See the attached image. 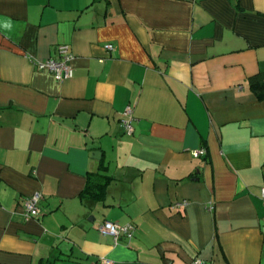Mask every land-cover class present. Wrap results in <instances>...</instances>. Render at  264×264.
I'll return each mask as SVG.
<instances>
[{
  "label": "crops",
  "instance_id": "1",
  "mask_svg": "<svg viewBox=\"0 0 264 264\" xmlns=\"http://www.w3.org/2000/svg\"><path fill=\"white\" fill-rule=\"evenodd\" d=\"M260 72L264 0H0V264H264Z\"/></svg>",
  "mask_w": 264,
  "mask_h": 264
},
{
  "label": "built area",
  "instance_id": "2",
  "mask_svg": "<svg viewBox=\"0 0 264 264\" xmlns=\"http://www.w3.org/2000/svg\"><path fill=\"white\" fill-rule=\"evenodd\" d=\"M108 49H112L111 44H107ZM73 54L70 50V46L67 44H59L57 46V57L48 58L46 60H36L34 61L35 66L38 69H48L50 70L58 80L69 78L73 74V68L70 61ZM132 105L128 104L122 112V117L120 119L121 126L125 133L131 134L133 132V114ZM204 149H196L194 151L195 156L204 154ZM261 198L264 201V187H261ZM41 199V193L39 191L34 192L32 195L26 197L22 202L23 214L25 217L34 218L41 215V209L39 202ZM186 205V201H177L172 206L174 208H180ZM98 231L103 235H109L113 238L116 243L119 237L124 234L126 236H131L133 225L124 224L120 225L111 220H104L99 225H97ZM100 264H111V260L107 258H102Z\"/></svg>",
  "mask_w": 264,
  "mask_h": 264
},
{
  "label": "trees",
  "instance_id": "3",
  "mask_svg": "<svg viewBox=\"0 0 264 264\" xmlns=\"http://www.w3.org/2000/svg\"><path fill=\"white\" fill-rule=\"evenodd\" d=\"M249 88L259 99H264V72L252 75L249 78ZM109 176L104 173H90L86 177V183L80 192L81 198H100L103 196L104 188ZM40 264H46L42 262Z\"/></svg>",
  "mask_w": 264,
  "mask_h": 264
},
{
  "label": "water",
  "instance_id": "4",
  "mask_svg": "<svg viewBox=\"0 0 264 264\" xmlns=\"http://www.w3.org/2000/svg\"><path fill=\"white\" fill-rule=\"evenodd\" d=\"M96 152H97V151H94L95 154H97Z\"/></svg>",
  "mask_w": 264,
  "mask_h": 264
}]
</instances>
